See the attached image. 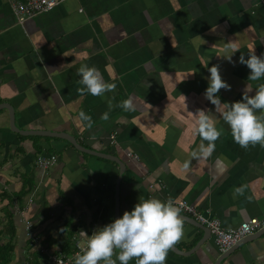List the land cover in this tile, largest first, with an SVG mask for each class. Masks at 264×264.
<instances>
[{
	"label": "crops",
	"instance_id": "1",
	"mask_svg": "<svg viewBox=\"0 0 264 264\" xmlns=\"http://www.w3.org/2000/svg\"><path fill=\"white\" fill-rule=\"evenodd\" d=\"M14 1L0 0V104L11 105L16 127L65 133L119 158L120 216L156 197L209 209L225 228L264 217V146L236 143L204 95L212 65L231 85L218 93L222 102L241 100L247 83L264 84L249 80L250 69L239 60L252 51L264 55V0H66L23 23ZM229 42L240 46L231 61L223 57ZM83 64L99 68L116 87L103 96L81 91ZM126 99L134 111L121 106ZM200 109L224 132L210 156L193 158ZM39 154L58 157L46 173L35 164ZM119 171L115 161L61 137L13 131L8 111L0 109V192L14 199L9 208L19 206L17 237L29 218L53 251L64 252L67 240H88L115 219ZM237 186H244L242 195H234ZM7 202L0 199V207ZM183 219L184 235L174 247L186 253L171 249L166 264H214L222 256L219 264H264V235L221 253L208 231Z\"/></svg>",
	"mask_w": 264,
	"mask_h": 264
},
{
	"label": "clouds",
	"instance_id": "2",
	"mask_svg": "<svg viewBox=\"0 0 264 264\" xmlns=\"http://www.w3.org/2000/svg\"><path fill=\"white\" fill-rule=\"evenodd\" d=\"M239 47L237 43H227L223 57L231 61ZM239 60L250 69L249 80L264 78V55L258 56L252 51L247 58L240 55ZM78 71L84 85L81 91L103 96L116 87L114 83L106 81L95 66L83 64ZM208 71L209 83L204 95L229 125L234 141L242 148L256 144L264 146V84L254 89L247 83L241 100L222 102L218 93L222 88L230 89L231 85L222 78L219 66L212 65ZM121 106L126 111L135 110L131 99L124 100ZM258 110L261 112L258 113ZM195 115V131L201 137V143L191 155L193 158L208 157L215 150V142L223 135L224 129L218 127L217 120L209 115V111L200 109ZM78 117L91 123V116L84 111H80ZM103 119H108L107 113H104ZM188 166L185 163L184 167ZM243 193L244 186L234 188V195ZM181 211V207L172 199H140L131 210H125L122 216L89 235L87 248L76 255L75 264H117V260L120 264H129L133 258L136 264H166L168 252L184 235ZM117 250L118 255L113 259Z\"/></svg>",
	"mask_w": 264,
	"mask_h": 264
},
{
	"label": "built area",
	"instance_id": "3",
	"mask_svg": "<svg viewBox=\"0 0 264 264\" xmlns=\"http://www.w3.org/2000/svg\"><path fill=\"white\" fill-rule=\"evenodd\" d=\"M65 1L66 0H15L12 3V10L18 22L23 23L27 19H31L41 13L51 11ZM114 142V135H111L110 143ZM57 160L58 157L55 154H39L36 156L35 164L41 173H46L57 163ZM172 200L177 206L181 207L182 214L193 218L208 229L221 253L229 251L243 238L259 231L264 225L263 217L261 219L251 218L247 221H242L236 227L225 228L220 219L214 216L209 209H200L196 205L183 199ZM17 207L19 209V206ZM23 222L25 224L26 236L30 242L29 245L34 246L35 250L39 251L46 258V261H51L54 264H75L76 255L82 253L83 250L87 248L88 240L83 241L77 238L74 239V250L72 253L66 254L63 251H53L46 245H43L40 239L35 236V230L33 229L34 224L31 219L26 218Z\"/></svg>",
	"mask_w": 264,
	"mask_h": 264
},
{
	"label": "trees",
	"instance_id": "4",
	"mask_svg": "<svg viewBox=\"0 0 264 264\" xmlns=\"http://www.w3.org/2000/svg\"><path fill=\"white\" fill-rule=\"evenodd\" d=\"M0 199L8 200L6 205L0 207V211L2 212V216L0 217V264H12L15 258L16 241L18 238L13 213L9 208V204H13L14 199L10 198L6 191L0 192ZM20 199L21 195H19L18 199H16L17 201H19L17 203L18 205L21 204ZM27 242L29 241L27 240ZM65 245L66 250H64V253H72V251L74 250V240H67ZM45 261L46 258L39 251L33 249L31 255L20 264H44Z\"/></svg>",
	"mask_w": 264,
	"mask_h": 264
},
{
	"label": "water",
	"instance_id": "5",
	"mask_svg": "<svg viewBox=\"0 0 264 264\" xmlns=\"http://www.w3.org/2000/svg\"><path fill=\"white\" fill-rule=\"evenodd\" d=\"M0 109H6L9 113V125L10 128L13 131L19 132L23 135H40V136H56V137H61L63 139H66L67 141H69L70 143H72L76 148L82 150V151H86L88 153H91L93 155H97L106 159H110L112 161H115L119 166H120V173L118 175V178L116 180V185H115V206H114V214H115V218L120 217V208H119V182L121 180V174L124 168L123 162L117 158L116 156H113L111 154H105V153H100L97 151H93V150H89L81 145H79L75 138L72 137L71 135L65 134V133H57V132H51V131H40V130H20L18 127L15 126L14 123V112L13 109L11 107V105L9 103H2L0 104ZM182 217L187 218V220L192 221V223L196 226H198L199 228H201L204 233H206V231H208V229L201 225L200 223H198L197 221H195L193 218L189 217V216H185L182 215ZM209 232V231H208ZM262 235H264V225L262 226V228L257 231L252 233L251 235H248L247 237H251V236H256V237H261ZM247 237L243 238L241 241L245 240ZM240 242V241H239ZM173 251L177 252V253H181V254H185L186 252L180 251L178 250L176 247L173 246L172 248ZM231 250V249H230ZM229 250V251H230ZM229 251L225 252L228 253ZM223 259V256L221 258H219L214 264H219L220 261Z\"/></svg>",
	"mask_w": 264,
	"mask_h": 264
},
{
	"label": "rangeland",
	"instance_id": "6",
	"mask_svg": "<svg viewBox=\"0 0 264 264\" xmlns=\"http://www.w3.org/2000/svg\"><path fill=\"white\" fill-rule=\"evenodd\" d=\"M10 209L13 213V217H15V218L19 217L18 219H20V211H19L18 207L16 205H13L12 208H10ZM1 216H2V213H0V217ZM20 221H19V223H21ZM23 229L25 230V224L24 223H23ZM33 229H34V225H33ZM24 230L23 231L21 229L19 230L20 231L19 237L17 238V241H16L15 258H14L12 264L22 263L31 255L32 250L35 249L34 246L29 245L30 242H27L28 238L26 236V231L24 232ZM34 234H35V231H34ZM35 236H37V234H35ZM44 264H54V263H52L51 261L50 262L46 261Z\"/></svg>",
	"mask_w": 264,
	"mask_h": 264
}]
</instances>
